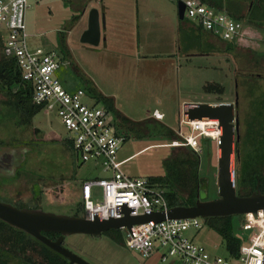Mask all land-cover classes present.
Here are the masks:
<instances>
[{
	"label": "rangeland",
	"instance_id": "obj_1",
	"mask_svg": "<svg viewBox=\"0 0 264 264\" xmlns=\"http://www.w3.org/2000/svg\"><path fill=\"white\" fill-rule=\"evenodd\" d=\"M83 1L28 0L26 43L30 50L55 48L67 55L65 59L70 65L57 73L67 90L89 92L94 88L112 96L111 108L103 101L84 100L105 108L112 129L126 137L117 154L119 161L126 159L121 167L125 174L146 178L164 175L166 161L187 151L185 146H169L175 139L173 134L179 130L189 133L181 122L185 105L234 102L237 80L241 163L252 161L264 175V154L257 148L259 144L264 148V144L255 135L262 131L258 122L263 121L264 126V9L250 17L234 16L243 23L244 34L236 41H224L194 26L192 29L181 26L178 30L182 20L173 1L102 0L109 6L106 19L118 11L124 19V29L114 36L108 35L105 41L102 35L94 46L81 42L80 36L86 29L89 9L100 7L101 3ZM222 9L231 14L229 9ZM207 85H218L222 90H208ZM5 98L6 94L0 91V144H26L17 146L23 151V161L26 160L15 169L17 176L16 172L0 174V198L12 204L22 200L26 203L23 207L37 203L44 211L82 214L77 187L99 171H93L90 163L82 167L76 164L64 139L66 129L56 112L42 109L30 124L19 125L17 115L3 104ZM156 111L163 114L162 118H156ZM125 119L135 123L128 124ZM197 140L200 149L194 169L198 178L196 199L200 189L205 191V199H215L217 144L203 137ZM235 154L234 140L231 145L234 179ZM30 178L37 180L33 187L37 196L27 183ZM235 187L238 195H248L255 189V185L244 181ZM57 190L64 193V198L65 194L72 198L64 202L59 198L61 194H55ZM28 199L31 200L27 202ZM242 216L234 215L233 225L235 234L246 238L250 231L239 229ZM198 219L201 228H190L184 235L202 244L211 255L226 256L220 235L204 218ZM62 244L91 264H166L158 254L141 256L113 238L109 231L99 235H67Z\"/></svg>",
	"mask_w": 264,
	"mask_h": 264
},
{
	"label": "built area",
	"instance_id": "obj_2",
	"mask_svg": "<svg viewBox=\"0 0 264 264\" xmlns=\"http://www.w3.org/2000/svg\"><path fill=\"white\" fill-rule=\"evenodd\" d=\"M184 6V19L194 27L224 41H236L244 34V25L226 10L205 4L202 0H170ZM28 0H0V28L4 36L3 53L14 57L21 79L31 86L33 103L42 109L54 111L66 129L65 141L78 166L91 164L99 171L92 179L80 184L83 217L98 216L101 220H120L128 209L129 216L167 211L165 190L146 177H133L121 169L126 159L118 160V150L126 140L123 134L112 129L105 108L83 89L67 90L57 76L70 61L55 48L28 49L26 43L25 12ZM183 19V20H184ZM156 118H162L156 116ZM181 122L189 133L177 132L169 146L190 147L198 152V137L211 138V120ZM96 190L99 194H96ZM198 217L164 219L121 225L123 243L143 257L158 254L166 264H264V208L242 216L240 229L250 231L242 242L236 257L211 255L206 248L184 233L190 228H201Z\"/></svg>",
	"mask_w": 264,
	"mask_h": 264
},
{
	"label": "water",
	"instance_id": "obj_3",
	"mask_svg": "<svg viewBox=\"0 0 264 264\" xmlns=\"http://www.w3.org/2000/svg\"><path fill=\"white\" fill-rule=\"evenodd\" d=\"M177 15L184 19V6L177 4ZM105 27V16L95 7L88 11L87 26L80 36V41L90 45H98L101 29ZM235 81L234 102H213L189 104L184 110L187 120L203 118L219 121L220 135L217 142V193L215 199H205V191L200 189L199 196L193 205L174 206L167 211L145 213L138 216H129L128 209L120 220H101L98 216L86 218L83 216L68 215L44 211L41 208L17 207L0 199V220L20 229L43 244L59 253L68 260L67 264H91L79 255L71 252L62 244L63 239L71 234L99 235L101 232L119 229L121 225H131L146 222L150 219H183L202 217H226L244 215L264 208V193L259 189V179L256 177L255 189L248 195H238L233 175V161L231 145L239 139L238 96ZM6 147V146H4ZM0 146V174L9 175L23 162V151L17 147H6L1 151ZM8 149H10L8 151ZM42 232H54L58 236L51 239Z\"/></svg>",
	"mask_w": 264,
	"mask_h": 264
},
{
	"label": "trees",
	"instance_id": "obj_4",
	"mask_svg": "<svg viewBox=\"0 0 264 264\" xmlns=\"http://www.w3.org/2000/svg\"><path fill=\"white\" fill-rule=\"evenodd\" d=\"M204 1L203 2L205 4L211 7H216L217 9L223 8L222 2H220V0ZM228 3V7H226V9H229L231 14L228 11L227 12L233 18L234 16L240 15L237 11H234L232 9V4L234 3V1L231 0L228 1ZM4 36L5 35L0 28V91L7 96V98L3 99V104L6 105L11 110V112L13 111L12 114L14 113L15 115H17L19 125L30 124L32 117L42 110V106L33 103L31 86L28 82L21 79L20 71L16 64L15 58L7 57L4 55ZM236 76L237 75H235V77ZM206 88L208 90H211L212 88H217L218 91L222 90L218 85H207ZM86 93L91 95L96 101H103L106 107H113L114 100L112 96L103 95L96 91L94 88ZM125 120L128 124L135 123L128 119ZM262 122L263 121L258 122L262 131L255 132V135L256 137L260 136L259 143L264 144V126L262 125ZM173 136H175V138H179L177 134H173ZM206 138L216 142L211 138ZM25 145L26 144H17V146ZM0 146L17 147L15 145L5 144H0ZM257 148L261 151L260 154H264V148H261L260 144ZM185 149L187 151L180 152L173 158H170L166 161V173L164 175L150 176L148 178L152 183H156L159 186L165 188V198L169 208L179 205H193L197 197L198 188L196 187V184L198 178L194 169H196L197 165L198 152H195L190 147H186ZM239 149L240 141L238 139V141H235V185H239L242 183V181H244L253 186L256 183V177H258L259 189L262 193H264V175L260 172L258 165H253L252 161L245 163V165L241 163ZM25 160L23 162H25ZM260 160L262 161L261 157ZM22 163L19 166H21ZM15 172L17 176L18 171L16 170ZM34 182H37V180L30 178L27 183H30L32 193L35 192V195L37 196L36 192L38 193V191H33ZM56 193L61 194V191L57 190L55 194ZM181 193H186V196H181ZM63 196L64 193H62L59 198H62L64 202H66L68 198H72L70 196H67L66 194L65 198ZM30 198H32V195ZM29 200L27 202H29ZM25 204L26 203L16 202V204L14 205L17 207H23V205ZM28 208L40 207L37 206V203H35L32 206H28ZM72 215L83 216V212L82 214L75 212ZM240 219L242 220V218ZM205 220L208 226L220 235L224 245V249L226 251V255L236 257L238 255L240 245L249 235L246 238H242L235 234L233 216L206 218ZM42 233L51 239H55L58 236V234L54 232ZM109 233L116 240L120 242L123 241L120 230H109ZM12 260H16V262L18 261V263H12ZM19 262H21L20 264H67L68 260L59 253L47 247L45 244H43L30 234L20 229L9 226L8 224L0 220V264H19Z\"/></svg>",
	"mask_w": 264,
	"mask_h": 264
},
{
	"label": "crops",
	"instance_id": "obj_5",
	"mask_svg": "<svg viewBox=\"0 0 264 264\" xmlns=\"http://www.w3.org/2000/svg\"><path fill=\"white\" fill-rule=\"evenodd\" d=\"M88 1L90 2L91 0H85L83 2L86 3ZM105 2L100 0V3H101L100 7H96L99 10V12L104 14V16H105V27L101 29V34H100V38L103 35V39H104L103 41L107 40L108 35H113L114 36L117 33H120L121 32L120 29H124L123 25L125 23L124 19L120 18L119 14H118V11H117V14L115 12H114L115 14L112 13L110 15V19H109L108 16H107V19H106V12H107L109 6H108L107 3L105 4ZM85 11H86V8H85V10H83V14L85 13ZM181 26H182V28H185V29H192V27L194 25L190 21L184 19V20H182L181 24H179L177 26L178 30H179V28ZM202 32H205V31H202ZM205 33L209 34L208 32H205ZM195 103H197V102H192V103H189V104H195ZM209 103H212V102H209ZM189 104L185 105V107L188 106ZM185 107H184V109H186ZM161 115H163V114L160 113V112H157V111L155 112V116H161ZM77 188H78V194L80 195V186L78 185Z\"/></svg>",
	"mask_w": 264,
	"mask_h": 264
},
{
	"label": "flooded vegetation",
	"instance_id": "obj_6",
	"mask_svg": "<svg viewBox=\"0 0 264 264\" xmlns=\"http://www.w3.org/2000/svg\"><path fill=\"white\" fill-rule=\"evenodd\" d=\"M228 1H231V0H220V2H222L223 8L228 7V4H229ZM233 1L234 3L232 4V9L234 11H237L240 15H243L245 17L253 16V14H256V13L257 14L261 13L263 12L262 10L264 9V0H233ZM18 201L25 203L19 199L17 200V202Z\"/></svg>",
	"mask_w": 264,
	"mask_h": 264
},
{
	"label": "bare ground",
	"instance_id": "obj_7",
	"mask_svg": "<svg viewBox=\"0 0 264 264\" xmlns=\"http://www.w3.org/2000/svg\"><path fill=\"white\" fill-rule=\"evenodd\" d=\"M210 126V134L213 135L216 139L219 138L220 135V128H219V121L216 119L211 120Z\"/></svg>",
	"mask_w": 264,
	"mask_h": 264
}]
</instances>
